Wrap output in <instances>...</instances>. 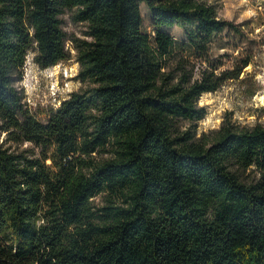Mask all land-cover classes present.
I'll list each match as a JSON object with an SVG mask.
<instances>
[{
  "label": "trees",
  "instance_id": "1",
  "mask_svg": "<svg viewBox=\"0 0 264 264\" xmlns=\"http://www.w3.org/2000/svg\"><path fill=\"white\" fill-rule=\"evenodd\" d=\"M72 8L92 85L42 122L16 82L31 50L42 68L71 57ZM225 31L242 32L206 0H0V264H264V123L224 121L211 139L182 124L241 75L210 59Z\"/></svg>",
  "mask_w": 264,
  "mask_h": 264
},
{
  "label": "rangeland",
  "instance_id": "2",
  "mask_svg": "<svg viewBox=\"0 0 264 264\" xmlns=\"http://www.w3.org/2000/svg\"><path fill=\"white\" fill-rule=\"evenodd\" d=\"M206 1L217 6L221 18L232 21L242 30L240 34L230 31L221 34L212 44L209 55L220 71H238L242 68L240 77L226 81L216 92L203 94L199 100V105L207 111L203 120L197 123L182 122L184 127H195L198 137L206 134V139H211L224 121L246 128L264 123V0ZM141 8L143 29L152 34L154 27L150 11L145 3ZM77 13L78 9L72 8L66 9L61 15L71 57L55 66L42 68L35 61L36 50H31L22 78L16 82L32 114L42 122L71 93L88 89L92 85L91 82L79 79L81 64L74 44L79 40H90V37L87 36L88 25L78 19ZM165 29L175 38L177 49L184 47L188 54L194 53L182 28L174 26ZM191 58L195 65V77H198V56L194 54ZM6 136V133H2L1 142ZM5 146L18 147L10 142ZM30 146L26 143L18 148ZM107 199L106 194L94 198L93 206L97 214L103 213V207L108 204Z\"/></svg>",
  "mask_w": 264,
  "mask_h": 264
}]
</instances>
